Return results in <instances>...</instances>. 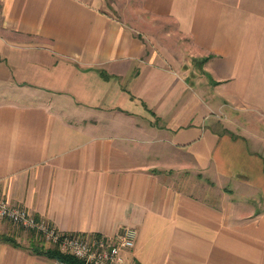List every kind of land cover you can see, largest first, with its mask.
<instances>
[{"label":"crops","instance_id":"1","mask_svg":"<svg viewBox=\"0 0 264 264\" xmlns=\"http://www.w3.org/2000/svg\"><path fill=\"white\" fill-rule=\"evenodd\" d=\"M0 198L134 228L125 264H264V0H0ZM37 239L0 219V264H63Z\"/></svg>","mask_w":264,"mask_h":264},{"label":"built area","instance_id":"2","mask_svg":"<svg viewBox=\"0 0 264 264\" xmlns=\"http://www.w3.org/2000/svg\"><path fill=\"white\" fill-rule=\"evenodd\" d=\"M0 219L21 226L37 234L45 244L80 260L82 264H125L122 249H132L137 239L134 228H126L116 239L104 237L85 240L77 235L63 233L46 221L36 218L28 210L11 205L0 198Z\"/></svg>","mask_w":264,"mask_h":264},{"label":"trees","instance_id":"3","mask_svg":"<svg viewBox=\"0 0 264 264\" xmlns=\"http://www.w3.org/2000/svg\"><path fill=\"white\" fill-rule=\"evenodd\" d=\"M32 233L38 237L37 241H34L30 245V250L33 254L43 255L47 258L57 260L63 264H82V262L80 260L76 259L73 256H70V255H67V254L61 252L57 247H50V248L44 247V244H43L41 238L37 234H35L34 232H32ZM1 239L5 242L12 244L13 246H16V247L18 246L16 241L14 239L8 237V236H2Z\"/></svg>","mask_w":264,"mask_h":264}]
</instances>
